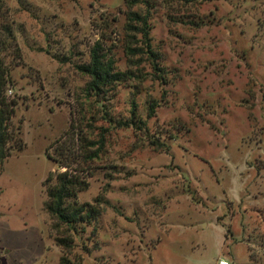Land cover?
I'll return each mask as SVG.
<instances>
[{"label": "rangeland", "instance_id": "1", "mask_svg": "<svg viewBox=\"0 0 264 264\" xmlns=\"http://www.w3.org/2000/svg\"><path fill=\"white\" fill-rule=\"evenodd\" d=\"M3 2L18 49L2 52L10 64L6 95L18 101L11 125L25 148L0 169V264H59L56 238L64 233L44 210V182L65 169L46 150L63 137L76 147L77 132L98 139L110 119H129L132 102L146 130L108 128L79 194L80 202L102 201L96 237L88 228L71 257L264 264V0ZM130 10L149 12L166 85L149 62L125 51ZM101 35L112 40L117 69L135 76L96 103L77 66ZM150 99L159 102L153 118Z\"/></svg>", "mask_w": 264, "mask_h": 264}, {"label": "trees", "instance_id": "2", "mask_svg": "<svg viewBox=\"0 0 264 264\" xmlns=\"http://www.w3.org/2000/svg\"><path fill=\"white\" fill-rule=\"evenodd\" d=\"M131 1V5L139 2V0ZM3 4V0H0V19L7 22H0V27H2L0 32H3L0 37V169L9 157L23 151L25 148V143L20 137V127L13 128L11 125L18 101L14 98L10 99L6 95L11 85L10 64L6 62L2 52L10 48L17 49V45L11 25L3 16L5 13ZM149 20L148 11L145 13L131 10L127 12L124 24L127 37L125 51L131 57L143 58L142 60L149 62L154 80L161 85H166L165 71L160 64L161 56L152 45ZM111 41V38L101 35L90 47L88 60L77 66L78 71L89 78L85 86L86 96L96 103H99L100 99L105 100L106 96L116 90L118 85L126 83L135 76L130 70L121 71L117 69L116 60L111 49V46H113ZM147 105V117H155L159 102L150 99L147 101ZM109 123V127L102 129L96 140H88L77 132L78 142L76 147L74 146L75 143H72V146L66 145L65 141L68 138L63 137L46 150L49 160L54 161L59 168L65 169L55 173L54 177L49 174L44 182L47 195V199L43 204L44 210L55 219L58 226L63 228L64 233L61 237L56 238L57 245L61 248L62 253L59 264L80 263V260L71 257V251L75 245V239L85 234L88 228L92 227L90 235L96 237V222L102 214V201L96 199L95 204L80 202L79 194L89 187L88 178L92 177L93 174L92 165L104 153L106 133H109L113 128L128 129L130 127H136L142 131L146 130L147 125L139 117L134 102L131 104L128 120L114 121L110 119ZM70 129H72V126ZM68 135V132L65 133V136L68 137ZM70 135L74 136L73 132ZM69 139L73 142V139ZM158 142H154L157 147H165L163 143L158 144ZM52 149L53 151H51ZM252 254L250 252L251 260L253 262L257 261Z\"/></svg>", "mask_w": 264, "mask_h": 264}, {"label": "built area", "instance_id": "3", "mask_svg": "<svg viewBox=\"0 0 264 264\" xmlns=\"http://www.w3.org/2000/svg\"><path fill=\"white\" fill-rule=\"evenodd\" d=\"M11 92H12L11 89L7 90V93L11 94ZM219 264H228V263L224 260H221V261H219Z\"/></svg>", "mask_w": 264, "mask_h": 264}]
</instances>
